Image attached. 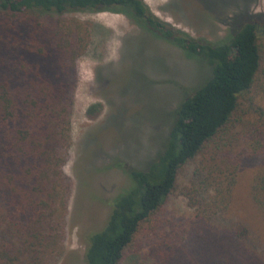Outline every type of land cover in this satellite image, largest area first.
Masks as SVG:
<instances>
[{
  "label": "trees",
  "instance_id": "obj_1",
  "mask_svg": "<svg viewBox=\"0 0 264 264\" xmlns=\"http://www.w3.org/2000/svg\"><path fill=\"white\" fill-rule=\"evenodd\" d=\"M85 11L124 14L210 74L173 110L148 167L128 169L130 184L90 235L84 264H122L139 239L143 264H264V232L234 209L252 158L245 199L264 211V104L248 96L264 71V13L241 14L212 41L161 19L145 0H0V264H57L65 253L71 117L91 41L74 14ZM177 193L189 213L162 217Z\"/></svg>",
  "mask_w": 264,
  "mask_h": 264
},
{
  "label": "rangeland",
  "instance_id": "obj_2",
  "mask_svg": "<svg viewBox=\"0 0 264 264\" xmlns=\"http://www.w3.org/2000/svg\"><path fill=\"white\" fill-rule=\"evenodd\" d=\"M145 1L161 19L212 41L235 28L241 14L264 13V0ZM74 16L89 24L91 41L79 60L66 166L74 188L66 250L57 264H84L90 235L104 227L111 199L130 184L128 169L148 167L167 137L173 110L210 74L208 65L142 31L124 14L85 11ZM262 56L264 66V45ZM248 96L264 104V71ZM248 162L240 179L239 205L234 209L264 232V211L258 215L245 199L254 171L253 159ZM191 170L192 165L182 169L180 188L188 182ZM188 213L186 201L177 193L162 217ZM145 246L137 240L122 264H143Z\"/></svg>",
  "mask_w": 264,
  "mask_h": 264
}]
</instances>
